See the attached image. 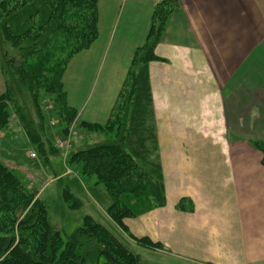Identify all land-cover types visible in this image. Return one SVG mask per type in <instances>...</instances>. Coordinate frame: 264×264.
I'll return each instance as SVG.
<instances>
[{
	"label": "crops",
	"instance_id": "crops-1",
	"mask_svg": "<svg viewBox=\"0 0 264 264\" xmlns=\"http://www.w3.org/2000/svg\"><path fill=\"white\" fill-rule=\"evenodd\" d=\"M158 1L99 0V37L63 77L80 122L108 123ZM179 1L156 48L166 62L149 64L166 205L124 224L163 247L138 245L143 264H264L263 153L251 143L264 142V0ZM8 149L4 163L22 169Z\"/></svg>",
	"mask_w": 264,
	"mask_h": 264
},
{
	"label": "trees",
	"instance_id": "trees-1",
	"mask_svg": "<svg viewBox=\"0 0 264 264\" xmlns=\"http://www.w3.org/2000/svg\"><path fill=\"white\" fill-rule=\"evenodd\" d=\"M98 3L99 0H0L2 38L18 52V57L4 54L0 60L6 82V91L0 96V129H9L12 119L11 65L13 75L32 96L36 114L42 120L39 127L19 109L20 122L30 144L44 156L50 141L42 135L46 128L41 101L46 97L53 101L52 113L57 112L63 132L77 122V111L67 103L63 77L71 60L90 49L99 37ZM170 5L171 0L155 4L147 38L135 52L108 123H77V130L102 133L111 141L72 151L68 156L70 163H83V173L95 176L97 183L106 188L112 198L107 213L126 231V219L166 205L149 64L166 62L157 56L156 48L177 10L176 5ZM251 143L263 153L264 164V142ZM63 197L70 210L83 208V201L69 190H64ZM177 209L192 212L193 206L183 199ZM137 242L146 247L161 246L147 238ZM96 255L106 256L102 264H143L138 255L89 215L71 236L63 237L53 230L48 206L39 191H30L16 170L0 161V264H88V259Z\"/></svg>",
	"mask_w": 264,
	"mask_h": 264
},
{
	"label": "rangeland",
	"instance_id": "rangeland-1",
	"mask_svg": "<svg viewBox=\"0 0 264 264\" xmlns=\"http://www.w3.org/2000/svg\"><path fill=\"white\" fill-rule=\"evenodd\" d=\"M171 1L172 6L170 5L169 7H173L174 5H176L177 9L181 7V2L179 0ZM1 33L0 29V60L3 59L4 54H7L5 57H18L17 49L4 42ZM9 67L11 71L10 76L12 77L10 80V90L15 102L12 101L10 103L12 119L9 129H0V145H2L4 149L10 148L8 151L12 153L13 156L19 157V165L22 169H17L16 174L30 191H39L40 198L48 206L49 221L53 230L61 232L63 237L71 236L83 225L84 217L89 215L96 223L106 227L107 230L128 247L133 254L137 255L135 251H138V245H143L138 243L137 239H134L128 231L122 229L108 215L107 210L112 204V198L106 188L97 183L95 176L83 173V163H70L68 159L72 151L104 145L109 143L112 138L102 133L86 132L84 130L80 132L79 129L77 130V123L80 122L78 116L77 122L73 123L67 132H63L57 112L52 113L54 110V103L51 99L46 97L41 101L42 111L45 117L43 118V123L46 128V131L44 133L42 132V135L47 137L51 145L50 143H48L49 145L46 143V157L40 154L37 148L32 146L28 141L24 128L20 122L18 111L22 109L23 114L29 119H33L35 124L39 127L41 126L42 120H40L36 114L32 96L28 93V90L16 80L11 69L13 66L10 65ZM13 106H15V109ZM93 134H98V136H93ZM85 136L88 137L86 138ZM2 138L4 139L3 142L1 141ZM44 140H46V138ZM59 141L63 142V148L59 147ZM50 147L55 150L53 151ZM30 148L36 150L37 157L31 158L30 154L28 156L27 152ZM51 151H53V153ZM4 159L5 158L0 156L1 162H4ZM64 190H69L81 199L84 203L83 208L76 211L70 210L63 197ZM132 238L137 242H135L136 244L131 243L130 239ZM95 247L102 248L97 245ZM147 248L160 249L163 247ZM98 257L99 259H96ZM106 259V256L100 257L96 255L88 259V264H102ZM161 259H164L167 264H175L177 262L176 259L164 256H162ZM161 259L155 254L149 255L150 261L165 264L163 261H160ZM141 262L144 263L142 259Z\"/></svg>",
	"mask_w": 264,
	"mask_h": 264
},
{
	"label": "built area",
	"instance_id": "built-area-1",
	"mask_svg": "<svg viewBox=\"0 0 264 264\" xmlns=\"http://www.w3.org/2000/svg\"><path fill=\"white\" fill-rule=\"evenodd\" d=\"M60 143H59V147H61V148H63L64 146H63V142H61V141H59ZM30 157L32 158H35V157H37V155H36V152L34 151V150H31L30 151Z\"/></svg>",
	"mask_w": 264,
	"mask_h": 264
}]
</instances>
